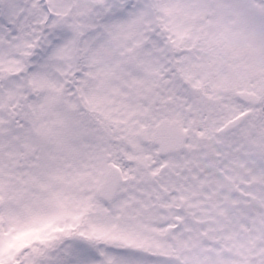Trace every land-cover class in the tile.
<instances>
[{
  "label": "snow or ice",
  "instance_id": "1",
  "mask_svg": "<svg viewBox=\"0 0 264 264\" xmlns=\"http://www.w3.org/2000/svg\"><path fill=\"white\" fill-rule=\"evenodd\" d=\"M0 264H264V0H0Z\"/></svg>",
  "mask_w": 264,
  "mask_h": 264
}]
</instances>
